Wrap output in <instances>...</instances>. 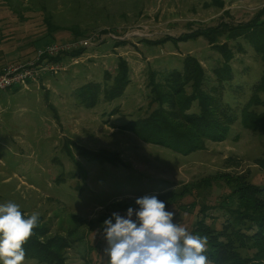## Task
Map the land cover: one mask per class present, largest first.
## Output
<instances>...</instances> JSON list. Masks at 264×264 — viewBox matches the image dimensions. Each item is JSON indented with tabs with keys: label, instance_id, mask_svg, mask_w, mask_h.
I'll use <instances>...</instances> for the list:
<instances>
[{
	"label": "rangeland",
	"instance_id": "374dc122",
	"mask_svg": "<svg viewBox=\"0 0 264 264\" xmlns=\"http://www.w3.org/2000/svg\"><path fill=\"white\" fill-rule=\"evenodd\" d=\"M219 1L0 0V69L36 57V48L46 43L39 38L48 33L47 17L59 27L51 31L53 42L107 31L102 44L89 46L66 70L0 93V203H18L29 216L38 213L50 235L71 230L76 243L64 264H108L106 241L97 230L102 232V222L113 212L126 215L128 207L139 208V197L157 196L193 234L208 215L217 217L219 228L224 208L234 207L232 188L213 176L244 174L264 186V171L256 165L264 156V132L241 123V109L263 65L242 37L237 43L220 38L234 52L235 78L225 89L224 101L239 117L225 141L207 142L204 150L182 155L124 129L155 108L148 104L149 72L162 80L168 70L182 69L184 57L191 55L214 81L213 69L221 57L205 37L180 41L167 36L213 27L221 18L246 25L264 8V0H221L222 7ZM110 37L125 43L115 46ZM119 57L130 69L125 92L111 102L101 94L94 107L83 105L80 88L111 85L106 74H116ZM81 149L115 160H92ZM22 264L44 263L26 257Z\"/></svg>",
	"mask_w": 264,
	"mask_h": 264
},
{
	"label": "trees",
	"instance_id": "16d2710c",
	"mask_svg": "<svg viewBox=\"0 0 264 264\" xmlns=\"http://www.w3.org/2000/svg\"><path fill=\"white\" fill-rule=\"evenodd\" d=\"M220 1L217 4L222 7L223 2ZM46 24L49 28L48 33L39 38L46 43L36 48V51L43 50L53 43L85 39L94 34L99 36L95 39L97 46L108 37L102 35L107 33L103 30L104 33L83 37L74 35L72 40L53 42L50 41L53 37L51 31H56L59 27L49 17L46 18ZM111 29L115 31V28ZM71 31L77 34L75 29L71 28ZM200 36L205 37L210 47L221 57L218 66L213 69L214 81L206 74L201 61L191 55L184 57L182 69L168 70L162 80L158 79L156 72H149L148 104L155 108L136 124L124 127L125 130L134 132L143 142L187 155L204 150L207 142L226 140L239 117L237 110L229 102L224 101L225 89L234 81L235 73L232 67L233 49L228 42H220L222 36L234 43L242 37L260 56L263 65L262 75L250 88L248 101L241 109V123L245 129L264 132V8L246 25L230 24L221 18L216 26L187 31L178 37L167 36L166 40L183 41ZM112 39L115 40V46L125 43L118 38ZM143 41L151 44L163 42L148 39ZM87 48L81 46L56 56L47 55V58L43 56L40 61L70 66L73 59L85 54ZM66 60L69 61L66 63ZM117 64L114 76L106 74V79L111 80V85L103 87L99 83H88L80 88L78 98L83 105L94 107L101 94L103 100L111 102L125 92L131 81L129 65L123 57L118 58ZM17 88L20 87H14ZM81 153L87 154L92 160L100 158L105 162L115 160L112 155L106 153L104 157L83 149ZM256 165L264 171V156L256 160ZM213 178L225 182L232 188L231 198L234 207L224 208L226 213L220 221L218 220L219 228L215 226L217 217L208 215L202 217L193 230L195 235L208 237L206 255L209 264H264V186L251 182L244 174L221 173ZM209 180L211 181L210 178ZM23 214L25 218L30 217L24 212ZM209 218L211 220H208ZM49 229L39 217V226L34 229L35 234L24 245L26 257L44 264H64L65 254L71 248L72 242L76 243L72 239V231L50 235Z\"/></svg>",
	"mask_w": 264,
	"mask_h": 264
},
{
	"label": "clouds",
	"instance_id": "9594fccd",
	"mask_svg": "<svg viewBox=\"0 0 264 264\" xmlns=\"http://www.w3.org/2000/svg\"><path fill=\"white\" fill-rule=\"evenodd\" d=\"M126 215L113 212L97 231L106 241L108 264H209L208 237L187 231L175 218V209L155 195L135 201ZM39 226V214L30 217L14 202L0 203V262L22 264L24 245Z\"/></svg>",
	"mask_w": 264,
	"mask_h": 264
},
{
	"label": "built area",
	"instance_id": "2783aa9c",
	"mask_svg": "<svg viewBox=\"0 0 264 264\" xmlns=\"http://www.w3.org/2000/svg\"><path fill=\"white\" fill-rule=\"evenodd\" d=\"M99 36L94 34L92 37L78 39L64 43H53L43 50L40 49L36 53V57L32 60L18 61L10 64L0 72V92L14 88L29 85V83H38L39 79L45 74H57L62 70H66L68 66L62 64H51L46 61L41 62V58L45 56H56L65 51H70L79 47H89L95 44V39ZM78 58L72 60L73 63Z\"/></svg>",
	"mask_w": 264,
	"mask_h": 264
},
{
	"label": "crops",
	"instance_id": "0c3cea01",
	"mask_svg": "<svg viewBox=\"0 0 264 264\" xmlns=\"http://www.w3.org/2000/svg\"><path fill=\"white\" fill-rule=\"evenodd\" d=\"M32 84V83H31ZM33 84H35V83H33Z\"/></svg>",
	"mask_w": 264,
	"mask_h": 264
}]
</instances>
